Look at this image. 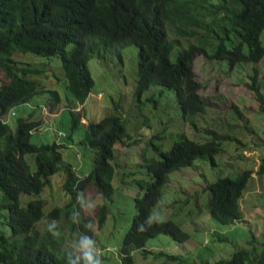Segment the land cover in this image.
<instances>
[{
    "label": "trees",
    "instance_id": "trees-1",
    "mask_svg": "<svg viewBox=\"0 0 264 264\" xmlns=\"http://www.w3.org/2000/svg\"><path fill=\"white\" fill-rule=\"evenodd\" d=\"M130 42L138 46L136 93L141 94L151 84L160 85V92L172 89L181 113L197 130L196 115L205 112L206 104L199 92L201 82L195 78L194 58L201 54L229 65L260 62L264 57V0H0V69L10 77L0 83V264H101L108 260L105 255L99 253L95 257L90 251L89 261L86 254L77 255L70 246L62 244L73 232L78 239L85 236L80 205L87 184H94L102 200L111 198L114 143L124 145L139 140L123 137L127 119L120 113L88 120L79 142L89 146L94 154L91 168L79 174L63 160L61 148L69 143L36 142L31 138L41 127L42 116L35 118L34 111L29 110L17 116L14 124L10 122L14 105L28 102L36 93L47 90L51 107L60 101L56 88L43 86L32 78L42 72L47 75L44 69L18 63L13 52L59 55L66 87L81 104L94 84L89 58H103L108 49ZM250 78L247 85L254 89L264 111L255 65ZM70 112L73 130L80 125L82 113L76 109ZM228 128L232 129V125ZM200 130L211 137L196 139L182 133L174 137L168 148L156 142L158 155L146 153L148 143L141 149L139 156L149 175L137 178L143 191L135 194L134 212L116 251L118 264H136L135 250L164 255L165 264L186 262L176 253L152 251L145 244L159 233L185 241L190 232L172 218H162V223L153 221L149 226L147 216H154L153 207L161 200L162 187L171 171L195 161L214 162L223 140L237 138L230 130L220 136L214 127ZM59 170L64 172L63 188L69 199L45 213L48 200L38 194ZM251 172V168H245L208 181L204 187L208 197L202 206L220 222L240 220V197ZM257 173L264 174V162ZM22 193L37 196L22 202ZM108 211L103 201L96 210L99 225L103 226ZM45 219H63L68 231L56 224L40 228L38 224ZM139 223L147 230L138 232ZM249 243L250 247L233 250L228 259L214 263L204 260L200 264H264V239L257 244L252 233Z\"/></svg>",
    "mask_w": 264,
    "mask_h": 264
},
{
    "label": "rangeland",
    "instance_id": "rangeland-1",
    "mask_svg": "<svg viewBox=\"0 0 264 264\" xmlns=\"http://www.w3.org/2000/svg\"><path fill=\"white\" fill-rule=\"evenodd\" d=\"M12 57L20 64L43 68L47 75L42 72L31 75L32 78L38 79L43 86L56 88L60 101L51 107L47 90L36 93L28 102L14 105L15 113L9 116L10 122L14 124L17 116L29 110L34 111L35 118L42 116L44 121L31 138L36 142L56 140L63 145L69 143L61 148L63 160L71 163L79 174L86 173L92 166L93 150L79 142L88 120L120 113L127 119L123 137L126 140L139 138L131 144L114 143V190L111 198L102 200L94 184H87L80 205L86 231L81 230L85 236L78 239L76 232H73L65 238L63 246H70L77 255L92 251L97 257L101 253L108 259H104L101 264H118L116 251L134 212L135 194L143 191L137 178L149 175L139 156L141 149L148 143L146 153L158 155V148L154 147L156 142H161L162 148H168L174 137L182 133L196 139L210 138V133L200 130L204 127H214L219 136L230 130L237 138L223 140L221 151L215 155L214 162L195 161L193 165L171 171L168 181L162 187V198L153 207L155 217L172 218L190 232V237L185 241H177L167 233H159L150 237L145 247L152 251L164 249L176 253L186 261L179 264H200L204 260L214 263L219 259H228L233 250L250 247L252 233L257 244L262 242L264 174L257 173V169L264 162V111L260 109V101L254 89L247 83L251 82L252 66H257L264 96V57L258 63L233 65L209 60L201 54L194 58L195 78L201 82L199 92L206 104L205 112L196 115L197 130L181 113L172 89L160 92V85L151 84L141 94L136 93L138 46L133 42L108 49L103 58L97 55L89 58L88 65L94 84L81 104L66 87L59 55L45 56L31 51H16ZM9 79L0 69V83ZM70 109L82 113L80 125L73 130ZM228 125H232V129ZM152 137L154 141H151ZM27 156L31 158L30 154ZM245 168H251L252 172L240 197L242 218L229 223L220 222L202 206L208 197V190L204 187L218 176ZM63 181L64 172L56 171L38 194L48 200L44 207L45 213L55 204L68 201L69 195L63 188ZM33 196L37 195L22 193V202ZM103 201L109 211L102 226L96 220V210ZM51 224L58 225L64 231L69 228L63 219H45L38 226L42 228ZM133 255L136 264L151 261L165 264L164 255L155 256L154 252L135 250Z\"/></svg>",
    "mask_w": 264,
    "mask_h": 264
},
{
    "label": "clouds",
    "instance_id": "clouds-1",
    "mask_svg": "<svg viewBox=\"0 0 264 264\" xmlns=\"http://www.w3.org/2000/svg\"><path fill=\"white\" fill-rule=\"evenodd\" d=\"M58 133H60V134H64V132H62V131H59ZM66 144H68V143H66ZM153 221H155L156 223H162L163 221L161 220V219H159V218H157V217H154L151 213L147 216V223H148V225L149 226H152V224H153ZM147 229H145L143 226H142V223H139L138 225H137V231L139 232V231H146ZM85 247H87V245L85 244ZM148 249V248H147ZM86 258L89 260V261H91L92 260V257H91V255L90 254H87L86 253Z\"/></svg>",
    "mask_w": 264,
    "mask_h": 264
}]
</instances>
